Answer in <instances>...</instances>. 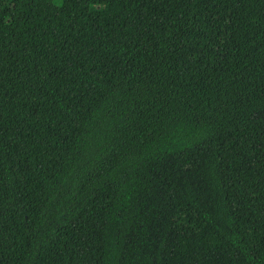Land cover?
Returning <instances> with one entry per match:
<instances>
[{
    "label": "trees",
    "instance_id": "1",
    "mask_svg": "<svg viewBox=\"0 0 264 264\" xmlns=\"http://www.w3.org/2000/svg\"><path fill=\"white\" fill-rule=\"evenodd\" d=\"M0 264H264V0H0Z\"/></svg>",
    "mask_w": 264,
    "mask_h": 264
}]
</instances>
